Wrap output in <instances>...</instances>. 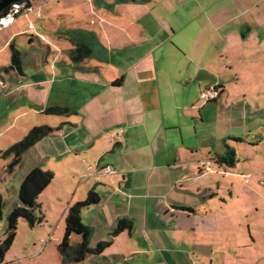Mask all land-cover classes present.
Wrapping results in <instances>:
<instances>
[{
    "label": "crops",
    "instance_id": "obj_1",
    "mask_svg": "<svg viewBox=\"0 0 264 264\" xmlns=\"http://www.w3.org/2000/svg\"><path fill=\"white\" fill-rule=\"evenodd\" d=\"M29 1L4 29V49L36 20L43 34L30 44L47 52L31 64L49 63L51 46L63 50L50 71L33 75L44 96L34 106L71 114L30 151L39 157L36 167L47 160L55 179H73L67 208L84 184V198L95 187L104 190L100 204L81 216L98 212L95 231L111 225L108 204L145 213L150 249L116 248L124 232L106 251L157 252L152 264H264V155L243 161L232 146L259 147L234 125L264 92V0H92V10L91 0ZM44 38L51 46L42 45ZM82 42L92 54L73 63L70 53ZM25 68L24 76L14 71L23 80ZM210 89L220 97L206 103L201 94ZM228 148L237 154L233 167L215 159ZM123 217H115L112 230Z\"/></svg>",
    "mask_w": 264,
    "mask_h": 264
},
{
    "label": "rangeland",
    "instance_id": "obj_2",
    "mask_svg": "<svg viewBox=\"0 0 264 264\" xmlns=\"http://www.w3.org/2000/svg\"><path fill=\"white\" fill-rule=\"evenodd\" d=\"M88 4L87 7L89 6L92 10V0L91 2L88 1ZM33 22L34 28H30L31 30L26 33L27 35L18 37L15 41L27 66L25 70L27 71L28 77L24 80L16 76L14 71L9 70L12 63L11 49H9L8 46L4 49L9 31L0 30V152H5L15 144L20 143L34 128L49 126L54 129V127L57 126L55 123L60 121V116H52L44 113L46 106L43 107L44 109L35 108L34 104H40L41 101L44 100V96L41 93V86L34 84L36 81L40 80V78H34V76L35 74H40L41 69L45 66H48V71H50L51 65L54 63V57L57 54L62 56L61 53L63 50L51 46L44 38L40 42L42 45H50L53 55L49 57V63L45 64L41 62L38 68H36L37 65L34 67L31 64L33 60L38 58L41 59L42 54H40V52L46 53L47 50L45 47H42L39 42L31 46L30 37L41 38L40 36L43 34H38L40 33L39 29L42 27L41 23L36 20ZM85 23L88 25L90 20L85 21ZM5 69H7V71ZM258 82L260 83L261 81L258 80ZM21 84L25 86L33 85V87L23 90L19 88L10 94L9 90L15 89ZM255 94L259 99L252 108V112L249 114L241 113L237 123L239 127L234 125V128H239L237 131L238 136H243L249 143H254L259 146L250 148V146L247 147L246 145L243 146L241 143L237 144L233 142L232 146L238 149V158L243 161L247 160L249 157L254 160L255 156L256 159L254 161H256L264 155V144L260 145L261 142H264V92L258 91ZM52 107L56 106H51L49 108ZM42 109L43 111L41 112ZM39 152H41V149ZM13 161V156L7 159H0V195L2 196L1 198L4 204L3 219L0 223V264H73L72 262L64 261L59 250L61 241L64 238V232H66L65 219L68 215L67 202L71 201L74 194V191H70L71 194L67 199L68 201L66 200V196L68 195L67 192L72 188L71 183L73 179L64 176V173L63 175L57 174L49 190L38 199L39 207L37 209V216L42 218V222L35 226H31L26 220L21 219L18 223V230H16L14 243L11 245L6 244V240L8 239V218L12 210L19 205L21 183L24 181L29 171L38 166L39 157L35 151L32 152L29 150L23 156L21 164L10 172L9 166ZM40 162H42V160ZM50 165L51 164L45 160L41 168L43 170H49ZM78 183L79 181L75 183V188ZM94 186L95 184H93L92 187ZM83 190H85L84 184L79 188L73 204L83 202L87 199V196L85 198L82 196ZM95 190L101 196L105 197L103 188L95 187ZM248 201L249 199L245 200L244 204ZM113 208H116L114 209L115 212H113ZM121 209L122 206L120 204H108L105 211L108 215L107 219L110 222L109 224L111 225L106 227L109 229H97L93 233L91 245L96 247L101 240L107 241L112 239L110 233H113L115 230H112V221L117 215L122 213V217L123 215H127L123 218H127V220L133 222L135 229L131 239L127 237L131 232L125 231L124 237L120 239L116 248L127 247L132 248V250L136 249L135 251L150 249L153 240L149 243V240L145 242L144 239L146 233L144 230L145 213L139 211L135 213L132 211L131 215H129L128 212H122ZM96 213L98 212H96L94 208L90 209V211H86L83 215V222L88 226L95 227L93 216ZM118 222L117 220V223ZM80 243L81 238L77 235H73L71 239L72 246L76 247ZM153 247H159V242L156 243V246L153 243ZM155 257H160L157 252L151 255H137V253L126 255L113 251L110 252L108 250L99 257L89 255L84 264H152L156 260Z\"/></svg>",
    "mask_w": 264,
    "mask_h": 264
},
{
    "label": "trees",
    "instance_id": "obj_3",
    "mask_svg": "<svg viewBox=\"0 0 264 264\" xmlns=\"http://www.w3.org/2000/svg\"><path fill=\"white\" fill-rule=\"evenodd\" d=\"M18 4L24 5V9L21 11L23 14L30 7L29 0H19ZM12 6H9L4 11L0 12V18L6 17ZM12 64L9 70L16 71L19 76H24V63L20 51L16 44L12 42L10 44ZM92 54V49L85 45L83 42L75 46V50L70 53V59L73 63H80L88 59ZM7 71V69H5ZM122 80L118 81L115 85H121ZM44 113L52 116H68L71 111L66 107L56 106L47 107ZM56 132L55 129L49 126L36 127L28 133L24 139L12 146L5 152H0V159H7L14 157L13 163L9 166V171L12 172L14 168L21 164L23 156L35 146L45 139L50 137ZM236 151L232 148H228L224 155H217L216 162L220 165H226L227 167H233L236 162ZM55 176L52 172L43 170L40 167H35L29 171L24 181L21 183L19 193V205L12 210V213L8 218V239L7 245L14 243L16 237V230H18V223L21 219L26 220L31 226L42 222V218L37 216L38 199L44 193L46 189L53 183ZM0 195V223L3 219L4 204ZM102 197L96 192L95 188L91 189L88 193L87 199L83 202H77L71 205L68 209V215L65 219L66 232H64V238L60 244V253L64 261L72 262L73 264H84L86 258L89 255L102 256L104 252L111 248L114 243V238L125 231L131 232L133 230V223L127 218L120 219L116 229L113 233H110L112 239L107 241H101L96 247L91 245V239L95 230L86 225L82 220L83 211L100 204ZM73 235H77L81 238V243L76 247L71 244ZM8 248V247H7Z\"/></svg>",
    "mask_w": 264,
    "mask_h": 264
},
{
    "label": "built area",
    "instance_id": "obj_4",
    "mask_svg": "<svg viewBox=\"0 0 264 264\" xmlns=\"http://www.w3.org/2000/svg\"><path fill=\"white\" fill-rule=\"evenodd\" d=\"M11 10L9 12V14L6 17H2L0 18V30H4L6 28H8L10 25H12L15 21V19H17L18 17H20L23 14L21 13V11L24 9V5H20L18 3H14L11 5ZM31 28L33 29L34 27L31 26ZM220 97V94L217 90H206L203 91L201 94V99L203 101H205L206 103L210 102V101H216L218 98ZM106 172L107 173H111L112 169L111 167L106 168Z\"/></svg>",
    "mask_w": 264,
    "mask_h": 264
},
{
    "label": "water",
    "instance_id": "obj_5",
    "mask_svg": "<svg viewBox=\"0 0 264 264\" xmlns=\"http://www.w3.org/2000/svg\"><path fill=\"white\" fill-rule=\"evenodd\" d=\"M18 2H19V0H0V12L7 9L12 4L18 3Z\"/></svg>",
    "mask_w": 264,
    "mask_h": 264
}]
</instances>
